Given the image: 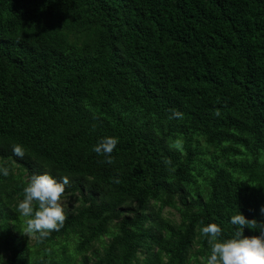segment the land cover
<instances>
[{
	"label": "trees",
	"instance_id": "16d2710c",
	"mask_svg": "<svg viewBox=\"0 0 264 264\" xmlns=\"http://www.w3.org/2000/svg\"><path fill=\"white\" fill-rule=\"evenodd\" d=\"M0 264H264V0H0Z\"/></svg>",
	"mask_w": 264,
	"mask_h": 264
},
{
	"label": "rangeland",
	"instance_id": "374dc122",
	"mask_svg": "<svg viewBox=\"0 0 264 264\" xmlns=\"http://www.w3.org/2000/svg\"><path fill=\"white\" fill-rule=\"evenodd\" d=\"M40 190H42V189H40ZM40 193H38L37 195H39ZM55 197H56L55 193L49 194V204L52 207L58 208L61 211H69V210H72L75 206H77V202H76L75 198L69 197V195L62 196L58 199H56ZM169 213H171V214H169ZM163 214H166L169 217H173V215H176L175 212L173 210H170V209H165ZM175 217L176 216H174V218Z\"/></svg>",
	"mask_w": 264,
	"mask_h": 264
}]
</instances>
